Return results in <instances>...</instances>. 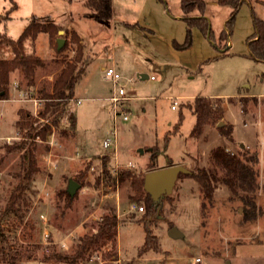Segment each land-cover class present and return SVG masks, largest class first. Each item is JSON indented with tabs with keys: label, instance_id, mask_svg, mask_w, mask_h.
<instances>
[{
	"label": "rangeland",
	"instance_id": "374dc122",
	"mask_svg": "<svg viewBox=\"0 0 264 264\" xmlns=\"http://www.w3.org/2000/svg\"><path fill=\"white\" fill-rule=\"evenodd\" d=\"M249 1L251 6L244 3L225 30L233 45L220 56L214 40L224 29L228 9L204 0L211 39L204 37V46H192L191 33L189 47L173 46L180 60L193 65L186 71L167 49L174 40L184 44L180 26L173 28L168 22L180 11V0H112V20L107 22L95 20L84 6L85 0H0V34L7 38L17 39L33 15L47 17L63 31L55 40L39 34L34 42L24 41L22 54L36 56L44 64L35 70L31 87L26 86L19 70L11 73L7 88L10 91L16 83L18 96L8 93L5 100H17L22 93L29 100L39 98L40 89L50 91L55 76L76 57L74 32L83 44L84 66L75 87L81 102L76 104L72 99L69 103L77 134L67 131L62 135L53 127L46 142H36L38 172L17 203V214L0 219V264H63L45 258L52 253L71 254L78 238L94 233L103 216L110 213L108 209H113L118 221L116 257H104L105 247L82 264H264V98L242 99L236 108L234 101H229L230 110L227 114L223 111L221 122L234 125L233 143L221 137L216 126L206 127L199 138L191 137L195 117L188 108L196 96L226 101L240 92L264 94V83L260 82L264 64L252 59L247 49L254 33L252 17L264 21V0ZM14 4L17 8L11 10ZM136 22L153 32L128 26ZM58 38L64 39L60 51L56 49ZM12 50L7 43L0 45V59L13 58ZM107 67L119 72L120 85L134 98L127 105L128 120L118 121L115 151L103 148L112 130L108 102L112 84L102 71ZM141 72L154 79L140 80L137 74ZM2 101L0 217L17 183L20 152L11 147L22 141L16 127L18 111L35 118L29 104ZM174 102L175 109H171ZM39 123L37 119L34 126ZM218 147L230 152L241 148L257 156L255 211L248 217L242 201L230 200L225 188H217L212 201L203 207L198 185L191 178L178 180L170 196L146 217L145 210H139L143 204L132 200L129 183L119 181L122 171L142 178L151 168H165L167 163L183 165L189 171L195 166L208 168L210 153ZM149 149L158 152L152 162ZM83 152L90 153L84 156ZM114 156L119 164L116 173L112 171ZM70 179L80 185L71 199L66 193ZM144 221L159 249L140 255L145 242ZM172 227L182 237H170Z\"/></svg>",
	"mask_w": 264,
	"mask_h": 264
},
{
	"label": "trees",
	"instance_id": "16d2710c",
	"mask_svg": "<svg viewBox=\"0 0 264 264\" xmlns=\"http://www.w3.org/2000/svg\"><path fill=\"white\" fill-rule=\"evenodd\" d=\"M68 1L71 2V0ZM245 1L215 0L217 5L230 9L225 29L218 38L217 46L220 50L226 47L227 33L225 30L233 22L240 6ZM84 6L91 12L95 20L107 22L112 18V0H85ZM205 6L204 0H180L187 31L185 43L183 46H177L178 49L189 45L193 26H197L204 35H208L209 40L211 39L212 32L209 30L208 21L203 17H191V14L196 11L202 15ZM15 8L16 5L14 4L11 10ZM252 25L254 33L247 42L249 56L257 62L264 63V21L253 16ZM59 31H61V28L48 18L32 16L28 19L26 26L17 39L7 38L4 34H0V45L7 43L12 47L14 54L13 58L0 59V100H5L8 97L9 91L7 87L11 73L19 70L26 80V86L31 87L34 85L35 70L43 67L44 63L38 57L22 54L24 41L30 40L34 42L39 34H46L49 40H55V36ZM72 36L74 42L78 43L76 57L74 60L67 62L55 76L50 91L45 89H40L39 91L40 96L37 99L43 100V108L38 112L37 119L41 123L34 126L37 119L22 109L18 111L16 127L22 134V141L11 147L20 152L19 171L16 175L17 183L9 192L0 219L10 213L17 214V203L28 189L34 175L38 172L35 161L36 140L46 142L53 127L62 135H66L67 131L72 135L75 133L76 121L74 115L69 112V103L74 99L75 87L84 74V66L81 62L83 44L75 32ZM262 78L264 80V74H262ZM188 108L191 109L195 117V122L190 132L191 137L199 138L206 127L216 126L218 134L228 142L233 143V126L225 123L222 127H217V124L223 118L222 101L220 99L196 96L189 103ZM63 120L65 121L63 122ZM151 152L150 162L153 161L158 153L154 150ZM210 163L211 165L208 168L195 166L191 174L180 175L178 180L191 178L197 183L200 197L203 200V207L206 202L212 201L217 188H225L230 200L239 199L242 201L245 217H248L250 213L253 214L255 211L253 196L258 188L255 169L258 163L257 156L241 148L237 152H230L218 147L211 151ZM168 166H171V164L167 163L166 167ZM153 170L157 169L151 168L149 171ZM74 180L79 182L76 178ZM119 181H127L129 183L130 189L134 192V196L131 198L143 204L141 208L142 211L145 210L146 217L155 212L157 206L143 190V176L142 178H136L131 175L130 171H122L119 174ZM68 198L71 199L69 195ZM108 211L110 213L103 216L94 233L85 234L78 238L71 254L52 253L45 260L63 264H82L90 260L93 253L99 252L105 247H108V250L104 253V257L115 258L118 221L113 209H108ZM142 224L145 230V242L139 254L141 255L148 251L157 252L159 249L157 239L151 235L148 223L144 221Z\"/></svg>",
	"mask_w": 264,
	"mask_h": 264
},
{
	"label": "crops",
	"instance_id": "0c3cea01",
	"mask_svg": "<svg viewBox=\"0 0 264 264\" xmlns=\"http://www.w3.org/2000/svg\"><path fill=\"white\" fill-rule=\"evenodd\" d=\"M248 3L249 5L251 4L250 3V1L249 0H246L244 3ZM244 3H242V5L240 6V12H241V10H243V4ZM210 5L211 6H214V7H222V6H219V5H217V3L215 2V0H213V2H210ZM17 6V5H16ZM251 6V5H250ZM17 8V7H16ZM225 8H227V7H225ZM179 9H180V11L179 12H177L176 14H174L175 16H171L170 17V21H168V22H171L170 23V25L171 26H173V28H176L177 26H180V28L182 29V31H183V39H182V41H184V43H185V40H186V31H187V24H186V22H185V20H184V18H183V14H182V11H181V7H180V4H179ZM228 9V12L226 13L227 14V16H228V18H227V20L225 21V24H224V29H225V26H226V23H227V21H228V19H229V14H230V9L229 8H227ZM204 11H205V9H204ZM204 11H203V14L201 15L199 12H193L192 14H191V17H203V18H205L207 21H208V23H209V30H211V32H212V28H211V22H210V20H209V17H208V15L206 14L205 15V13H204ZM239 12V13H240ZM9 13L10 12H8V17H9ZM112 15H113V6H112ZM33 16H35V15H33ZM32 17V16H31ZM35 17H37V16H35ZM37 18H47V17H37ZM111 20H112V18H111ZM128 26H130V27H132V28H139L143 33L145 32V30H147V31H149V32H153L151 29H147V27H144V26H141L138 22H136V23H134V24H132V25H130V24H128ZM65 29V28H64ZM223 29V30H224ZM222 30V31H223ZM221 31V32H222ZM221 32L219 33V35L221 34ZM191 33H192V46L193 45H200V46H204L205 44V39H204V37H207L208 38V35H204L203 33H202V31L197 27V26H193L192 28H191ZM219 35H218V37H217V40H214L215 42H214V46H215V48H217V50H219L220 52V56H225L226 55V53H227V49H229L230 47H232V45H233V42H231V41H229L228 39H227V42H226V47L225 48H223V49H219L218 48V46H217V44H218V38H219ZM37 38V37H36ZM209 39V38H208ZM82 42V41H81ZM174 43H172V44H170V46L168 45V47H167V49H168V52L169 53H173V55L175 54V57H176V59H177V61L178 62H180L181 63V65L183 64V66L182 67H184L185 68V70L186 71H189L190 69H191V67L193 66V65H191L190 63L189 64H186V63H184L183 62V60H180L181 58L179 57H177L176 56V50L173 48V46L175 47V48H177V46H180L183 42H181V40H174L173 41ZM181 42V43H180ZM191 44V41H190V43H189V45ZM189 47V46H188ZM178 49V48H177ZM190 50H192V49H190ZM189 50V51H190ZM216 56H218V54L216 55ZM208 59H210V58H208ZM207 59V60H208ZM212 59V58H211ZM183 62V63H182ZM262 63V62H261ZM264 64V63H263ZM196 65V64H195ZM189 67H190V69H189ZM107 68H109V67H107ZM162 70L164 69V67L163 66H161L160 67ZM104 69H106V68H102V71H104ZM140 74H143V75H147V74H145V73H140ZM140 74H137V76L138 75H140ZM264 74V73H263ZM148 76V75H147ZM145 77V76H144ZM149 77V76H148ZM140 78V77H139ZM149 78H146V80H148ZM190 79H192V78H190ZM141 80V79H140ZM142 81H145V79L144 80H142ZM260 82H262V83H264V80H263V78L261 77V79H260ZM15 85H17L16 83L14 84V85H12V87H11V89H10V91H9V93L11 94V96H13V97H16V96H18L17 94H18V90L15 88ZM204 97V96H203ZM207 98H210V99H220L221 101H222V109H223V111H224V113L225 114H227L228 113V111L230 110V107H229V105H230V102L229 101H234V103L232 104L233 105V108H236L238 105H240V101L242 100V99H248V98H254V99H257V100H261V99H263L264 98V94H259L258 96H255V95H253V94H249V93H247V92H240V93H237V95L234 97V98H231V99H228V100H224V99H221V98H211V97H207ZM13 99H15V98H13ZM74 100L77 102V101H79V104H80V102H81V99L80 98H77L76 97V93H75V91H74ZM6 102H11V103H21V104H23V103H27V104H29L28 105V107L30 106L31 108L33 107V109H34V105H33V103H32V101H30V100H21V98H19V99H17V100H10V101H8V100H3L1 103H6ZM129 103V102H128ZM77 104V103H76ZM128 105V104H127ZM235 106V107H234ZM73 114H74V112H73V110L71 111ZM242 112V111H241ZM75 117V116H74ZM231 123V122H230ZM243 124L246 126L247 124H245V122L243 121ZM231 125L234 127V125L231 123ZM75 132H76V134H77V126H75ZM53 145V144H52ZM55 146V148H61V146L59 145V144H55L54 145ZM241 147H243V144H241ZM91 150V149H90ZM83 153H85V155L84 156H87L90 152H83ZM87 154V155H86ZM95 154V153H94ZM79 155V154H78ZM91 155V154H90ZM88 160H89V158H88Z\"/></svg>",
	"mask_w": 264,
	"mask_h": 264
},
{
	"label": "water",
	"instance_id": "95a60500",
	"mask_svg": "<svg viewBox=\"0 0 264 264\" xmlns=\"http://www.w3.org/2000/svg\"><path fill=\"white\" fill-rule=\"evenodd\" d=\"M63 31H59L58 34H62ZM64 45V39L58 38L56 40V49L60 51ZM145 76V77H144ZM141 80H146L147 75L140 74L138 75ZM223 123L220 122L217 124V127H222ZM151 151V149H149ZM139 154L143 153L142 149L138 150ZM192 171H189L183 165L168 166L165 168L149 171L143 176V190L150 197L151 201L157 206V209L160 207L161 202L172 193L176 182L180 175H189ZM80 188V185L74 180H68L67 184V194L72 198L75 193ZM169 236L172 238L182 237V234L179 231L172 227L169 231Z\"/></svg>",
	"mask_w": 264,
	"mask_h": 264
},
{
	"label": "built area",
	"instance_id": "2783aa9c",
	"mask_svg": "<svg viewBox=\"0 0 264 264\" xmlns=\"http://www.w3.org/2000/svg\"><path fill=\"white\" fill-rule=\"evenodd\" d=\"M150 80H153V76L148 77ZM104 79L108 80L112 84V91L108 98V102L110 104V114H111V121H112V130L109 131L110 138H106L103 141V148L104 149H111L113 148L114 151L116 150L117 144V125L118 121L126 122L128 120V108L127 104L130 102L133 97L129 96L125 87L120 85L121 75L114 67H109L104 69ZM18 86L15 85V88ZM24 93L21 94V100H28L27 98H23ZM32 101L34 105L33 114L35 118H37L38 112L41 110L40 107L43 103V100H39L37 98L29 99ZM79 104V101L76 102ZM176 103L174 102L171 106V109H175ZM38 141V140H36ZM127 167H132V165H127ZM119 169V164L117 162L116 156H114V167L113 172L116 173ZM142 211V208H139ZM195 262H199V259H196Z\"/></svg>",
	"mask_w": 264,
	"mask_h": 264
}]
</instances>
